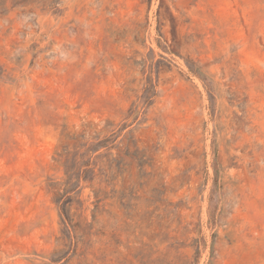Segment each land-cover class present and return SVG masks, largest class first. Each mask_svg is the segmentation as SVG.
Wrapping results in <instances>:
<instances>
[{
  "label": "rangeland",
  "instance_id": "obj_1",
  "mask_svg": "<svg viewBox=\"0 0 264 264\" xmlns=\"http://www.w3.org/2000/svg\"><path fill=\"white\" fill-rule=\"evenodd\" d=\"M0 264H264V0H0Z\"/></svg>",
  "mask_w": 264,
  "mask_h": 264
},
{
  "label": "trees",
  "instance_id": "obj_2",
  "mask_svg": "<svg viewBox=\"0 0 264 264\" xmlns=\"http://www.w3.org/2000/svg\"><path fill=\"white\" fill-rule=\"evenodd\" d=\"M102 143H103V140L102 141H99L98 143H96L95 144V146L97 147V146H101L102 145ZM94 146V147H95ZM85 165H87V164H85ZM66 168V167H65ZM82 171V173H86L87 172V169L85 168V169H83V170H81ZM72 172V169L70 170V169H68V168H66V175L67 176H69V174ZM76 178H77V181L79 180V178L80 177H82V174H81V172H77L76 174ZM68 184V186H75V183L73 182V183H70V182H67Z\"/></svg>",
  "mask_w": 264,
  "mask_h": 264
}]
</instances>
